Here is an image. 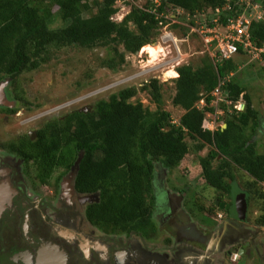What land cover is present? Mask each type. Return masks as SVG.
<instances>
[{
  "label": "trees",
  "instance_id": "obj_1",
  "mask_svg": "<svg viewBox=\"0 0 264 264\" xmlns=\"http://www.w3.org/2000/svg\"><path fill=\"white\" fill-rule=\"evenodd\" d=\"M136 1L0 0V77L16 85L23 72L36 70L51 58L52 47L107 48L113 56L104 57L102 64L114 69L124 63L125 53H138L151 44L155 32L160 35L159 22L166 19L158 14L183 19L187 14L210 10L226 26L249 8L239 0ZM118 2L131 7L121 21L114 19L120 10ZM86 12L90 15L85 16ZM57 15L65 23L61 27H53ZM210 24L215 25L212 21ZM171 27L181 28L179 23ZM249 33L257 47H264V21L253 20ZM248 53L242 46L232 58L217 63L211 61L197 68L190 63L179 66L171 100L184 110L178 123L164 108V83L152 78L143 89L150 90L159 103L155 111L139 99L133 100L138 93L136 87H126L108 99L98 100L88 111L75 109L47 122L38 130L37 139L26 137L20 148L36 151L32 155L46 165L69 169L79 160L77 189L99 192L100 198L89 205L88 216L94 224L112 231L155 229L156 164L168 169L181 166L191 153L187 139L194 143L196 152L209 147L199 160L207 186L232 198L238 187L233 168H238L249 177L250 187L255 188L253 194L264 198V154L257 151L255 139L261 115L238 77L236 59ZM221 79L225 80L221 117L226 127L211 130L208 121L209 114L215 112L213 92ZM201 100L205 101L202 108L198 107ZM240 101L245 102L244 109H239ZM244 191L250 202L251 190Z\"/></svg>",
  "mask_w": 264,
  "mask_h": 264
},
{
  "label": "flooded vegetation",
  "instance_id": "obj_2",
  "mask_svg": "<svg viewBox=\"0 0 264 264\" xmlns=\"http://www.w3.org/2000/svg\"><path fill=\"white\" fill-rule=\"evenodd\" d=\"M11 83L0 77V122L14 121L22 109L19 99L9 96ZM38 130L0 142V264H264L262 234L245 227L249 202L243 214L241 199H218L222 213L216 214L219 219L205 213L216 222L203 225L210 229L205 233L183 220L189 219L184 197L175 199L172 191H164L163 200L157 173L153 231H112L94 224L88 207L99 202V192L77 189L73 165H46L32 155L36 151L20 148L26 137L37 139ZM245 193L239 195L246 198ZM247 229L254 236L249 238ZM233 253L237 259H231Z\"/></svg>",
  "mask_w": 264,
  "mask_h": 264
},
{
  "label": "rangeland",
  "instance_id": "obj_3",
  "mask_svg": "<svg viewBox=\"0 0 264 264\" xmlns=\"http://www.w3.org/2000/svg\"><path fill=\"white\" fill-rule=\"evenodd\" d=\"M246 1L239 0V4L245 7ZM250 1L251 5L248 6L250 9L248 8V11L245 12L246 15L255 19L257 14H260L262 15L260 20L264 21V0ZM143 2L144 0L136 1L138 4ZM255 5H258V7H254ZM117 6L120 10L114 19L121 21L130 12L131 7L120 2L117 3ZM54 11H57V7L54 8ZM84 15L89 16L90 13L86 12ZM214 19H217L220 24L219 18L210 10L192 16L187 14L183 19H177L181 28L171 27L170 30L175 37L181 56L174 61L171 60L178 55L177 47L172 41L161 42L159 35L152 40V42L163 46V51L158 55L157 60L151 63L150 54L145 51V45L138 53H125L124 63L117 64L114 69L102 64L103 58L108 57L110 54L107 48L52 47L49 53L51 58L47 62L36 70L23 72L18 77L19 81L16 85L11 83L8 86L9 96H15V99L18 98V102L22 103V109L14 121L0 122V132L2 134L0 142L8 144V142L16 140L20 133H25L28 130L36 131L47 122L75 109L88 110L98 100L108 99L110 95L126 87H136L138 93L133 100L137 98L145 107L155 111L159 103L153 100L150 90L143 89L144 85L150 82L152 78H157L161 83H164V108L171 113L174 123H178L184 110L175 107L171 101L174 94V78L177 76L169 77L167 72L171 69L176 71L183 64L190 63L197 68L211 61L217 63L219 59L215 56L216 44L207 45L202 37V30L207 26H212L210 23L211 21L214 23ZM53 23V27H61L65 24L62 23L58 15L53 18ZM220 31L223 32L224 29ZM119 50L122 52L124 50L123 46H120ZM112 56L110 54L109 57ZM260 58L254 59L253 55L248 53V55L238 56L236 59L240 66L238 77L247 86L253 105L261 115V123L255 139L258 140L257 151L264 154V59L261 61ZM27 101L30 104L26 103ZM221 104L220 102L219 105H214L216 113L209 114L211 120L214 115L219 117L215 122L216 127L214 129L220 126L226 127L221 117L223 114ZM238 105L239 109H243L241 103ZM203 106L201 103L198 104L200 108ZM0 118H2V115H0ZM209 127L213 128L211 125ZM187 141L191 153L181 166L168 169L164 168L161 163L156 164L155 173H157V180H160L159 189H161V194H164L163 200L166 201L164 191H172L175 194L173 197L175 199L184 197V205L189 219L183 220L190 224L194 223L200 231L209 233L210 229L207 227L206 229L203 225H214L216 222L211 220L205 213L216 218H218L216 214L222 213L219 211L220 209H217L216 201L218 199H231L234 201L240 191L251 190L249 209L246 212L248 223L245 227L251 229V231L252 228L256 229L259 235L262 234L260 237L264 238V198H261L259 194H253L255 188L250 187L249 177L240 169L233 168L234 182L238 186L235 188V195L232 198L227 195L222 196L221 192L207 186L202 176L199 160L201 156L208 153L209 147L207 146L202 151L196 152L194 143L190 142L189 139ZM227 181L231 182L232 180L228 178ZM261 187L264 191V183L261 184ZM156 193L158 194V192ZM157 194L156 196H159ZM233 215H235L234 212ZM158 230L164 231L165 227L158 226ZM251 231L247 229L246 232L249 238L254 236L251 235ZM237 257V253L231 255L233 260Z\"/></svg>",
  "mask_w": 264,
  "mask_h": 264
},
{
  "label": "built area",
  "instance_id": "obj_4",
  "mask_svg": "<svg viewBox=\"0 0 264 264\" xmlns=\"http://www.w3.org/2000/svg\"><path fill=\"white\" fill-rule=\"evenodd\" d=\"M157 4H159V0H155ZM246 6L251 5V1L247 0ZM254 7H258V5H255ZM250 9V8H249ZM219 11V9H217ZM159 17H164L165 20H161L159 22L161 28V35L160 39L161 42L166 43L168 41H172V43L177 47L175 37L172 34V31L170 30V25L172 23H179L177 20V16L170 15L165 16L163 14H158ZM262 18V15L257 14L255 19H252L246 14H242L237 18L231 19L229 21V24L226 26H222L218 23L217 19H214V26H207L202 30V37L204 42L207 45L216 44V54L215 56L218 57L219 60L229 59L232 58L234 55H236L240 47L243 46L244 50L248 51L253 55L254 58H260L262 57V54L264 53V47L259 48L257 47L254 42L251 40L249 29L251 26V23L253 20H260ZM224 29L223 32L220 30ZM174 37V38H173ZM178 55L174 57L171 61L177 60L180 55V50L177 51ZM178 56V57H177ZM178 63V62H177ZM180 65V64H179ZM225 84V80L221 79L219 80V85L216 87V89L213 92V96L216 98L214 101V105H219V103L224 101L222 93V86ZM200 103L202 105H205V101L201 100ZM243 107V104H242ZM216 113V111H215ZM210 118V117H209ZM218 116L214 115V118L208 121V128L211 130H215L214 127H216L215 122L218 120ZM213 126V128H210L209 126Z\"/></svg>",
  "mask_w": 264,
  "mask_h": 264
},
{
  "label": "bare ground",
  "instance_id": "obj_5",
  "mask_svg": "<svg viewBox=\"0 0 264 264\" xmlns=\"http://www.w3.org/2000/svg\"><path fill=\"white\" fill-rule=\"evenodd\" d=\"M145 51H147L148 54H150L151 63H152V61H155L158 59V55L163 51V46L160 44H148L145 47ZM167 74L169 75V77L178 76V73L172 69L169 70Z\"/></svg>",
  "mask_w": 264,
  "mask_h": 264
},
{
  "label": "water",
  "instance_id": "obj_6",
  "mask_svg": "<svg viewBox=\"0 0 264 264\" xmlns=\"http://www.w3.org/2000/svg\"><path fill=\"white\" fill-rule=\"evenodd\" d=\"M155 37H157V33H156V32H155V34H154V36H153L152 38H155ZM151 44H156V43L152 42ZM78 168H79V163H78V161H77V162H76V165L73 166L72 171H71L73 175L77 173ZM239 199L242 200V204H241V206L238 205V210H239V212L241 211V212L244 214V213L246 212V210H247V202H246L245 195H244V194H242V195H238V196H237V200H239ZM221 207H223V205H222ZM240 214H241V213H240ZM243 214L240 215L239 218H243Z\"/></svg>",
  "mask_w": 264,
  "mask_h": 264
},
{
  "label": "clouds",
  "instance_id": "obj_7",
  "mask_svg": "<svg viewBox=\"0 0 264 264\" xmlns=\"http://www.w3.org/2000/svg\"><path fill=\"white\" fill-rule=\"evenodd\" d=\"M176 72H177V70H176ZM177 73H178V72H177ZM177 77H178V76H177ZM240 103L243 104V109H244V107H245V102H244V101H242V102L240 101Z\"/></svg>",
  "mask_w": 264,
  "mask_h": 264
}]
</instances>
